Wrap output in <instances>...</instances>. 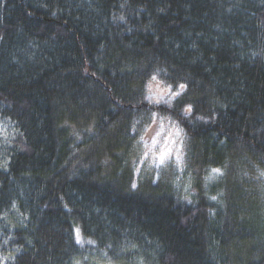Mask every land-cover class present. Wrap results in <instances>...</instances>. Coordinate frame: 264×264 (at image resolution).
I'll use <instances>...</instances> for the list:
<instances>
[{
    "label": "trees",
    "instance_id": "1",
    "mask_svg": "<svg viewBox=\"0 0 264 264\" xmlns=\"http://www.w3.org/2000/svg\"><path fill=\"white\" fill-rule=\"evenodd\" d=\"M261 171L264 0H0V264H264Z\"/></svg>",
    "mask_w": 264,
    "mask_h": 264
},
{
    "label": "rangeland",
    "instance_id": "2",
    "mask_svg": "<svg viewBox=\"0 0 264 264\" xmlns=\"http://www.w3.org/2000/svg\"><path fill=\"white\" fill-rule=\"evenodd\" d=\"M160 92H162L160 90ZM176 135H178L177 131L174 130H166L162 127H155L153 128L147 137V144L150 147L151 151L156 152L158 157V161L160 162V155L164 152H168V157L170 154H172L171 149L169 148L170 145L175 143ZM172 144V145H173ZM155 155V156H156ZM153 156V152H152ZM154 156V157H155ZM165 157V158H166ZM86 264H109L104 263L102 261H99V258L92 256L86 259ZM132 264H144L142 261H134Z\"/></svg>",
    "mask_w": 264,
    "mask_h": 264
},
{
    "label": "snow or ice",
    "instance_id": "3",
    "mask_svg": "<svg viewBox=\"0 0 264 264\" xmlns=\"http://www.w3.org/2000/svg\"><path fill=\"white\" fill-rule=\"evenodd\" d=\"M152 79L155 80L156 77L153 76ZM184 87H185V85H183V84L180 85V88H181V89H183ZM174 95H178V93H175ZM186 111L191 112V111H192L191 107H189L188 109H186ZM167 155H168V152H167V151L164 152V153H162V154L160 155V162H161V164L164 163L165 157H166ZM212 172L215 173V174H218V175H222L220 169H213ZM260 175H261V176H264V171H261V172H260ZM209 178H211V177H209ZM135 187H136V185H133V188H135ZM212 199L215 200L216 197L213 196ZM76 236H77V238H76V242H77V243H82V241H81V239H80V234H79V230H78V229L76 230ZM87 243L92 244L93 241L89 240V241H87ZM77 264H78V262H77Z\"/></svg>",
    "mask_w": 264,
    "mask_h": 264
}]
</instances>
